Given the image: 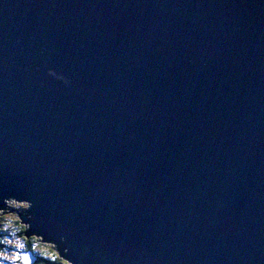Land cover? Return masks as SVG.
<instances>
[{
  "label": "water",
  "instance_id": "1",
  "mask_svg": "<svg viewBox=\"0 0 264 264\" xmlns=\"http://www.w3.org/2000/svg\"><path fill=\"white\" fill-rule=\"evenodd\" d=\"M6 208L71 264H264V0H0Z\"/></svg>",
  "mask_w": 264,
  "mask_h": 264
},
{
  "label": "rangeland",
  "instance_id": "2",
  "mask_svg": "<svg viewBox=\"0 0 264 264\" xmlns=\"http://www.w3.org/2000/svg\"><path fill=\"white\" fill-rule=\"evenodd\" d=\"M5 203L7 206L19 211H26L27 208H29V203L16 201L13 199L5 200ZM13 209L6 208L4 210H0V233L3 232L5 236L4 241L2 242L3 245L0 249V264H22L20 262V258H21L20 253L22 251H26L27 249H29L27 248V243H26L27 237H24L25 233L23 232V234L18 235L19 229H17L15 223H12L13 220L12 221L11 219L8 220V217L10 216H14L15 219L18 220V216H17L18 212ZM5 211L6 213H4ZM21 226H23L25 229L27 227L28 229V226L26 224H22V221H21ZM7 233L9 234L8 239H6ZM30 238L28 239L30 240V249L32 250V252L35 253V255L43 253V257L45 258H50V259L54 258L53 256V253H55L54 249L52 252V247L54 248V244L49 242H42L43 240L41 237H37L36 240ZM57 258L58 259H56V261L53 264L55 263L59 264V261L61 263V260H64V258L61 257V254H58ZM64 261L66 262V264H71L66 260Z\"/></svg>",
  "mask_w": 264,
  "mask_h": 264
},
{
  "label": "trees",
  "instance_id": "3",
  "mask_svg": "<svg viewBox=\"0 0 264 264\" xmlns=\"http://www.w3.org/2000/svg\"><path fill=\"white\" fill-rule=\"evenodd\" d=\"M10 219H11V221L13 220L12 223H15V225L17 226V229H19V234L18 235L23 234L25 228L23 226H21V221L19 220V218L17 220V219H15L14 216H10V217H8V220H10ZM8 237H9V234L7 233L6 239H8ZM4 238H5V236H4L3 232H1L0 233V249H1L2 245H3L2 242L4 241ZM28 239L26 240V243H27V248L30 249V240H28ZM30 239H35L36 240L37 238L35 236H33ZM61 263L66 264V262H62V261H61Z\"/></svg>",
  "mask_w": 264,
  "mask_h": 264
},
{
  "label": "flooded vegetation",
  "instance_id": "4",
  "mask_svg": "<svg viewBox=\"0 0 264 264\" xmlns=\"http://www.w3.org/2000/svg\"><path fill=\"white\" fill-rule=\"evenodd\" d=\"M52 252H53V250H52ZM53 256H54L53 259L45 258V257H41V256H40L41 260H39V261L37 262V264H53V263L56 261V259H57L55 253H53ZM59 263H60V261H59Z\"/></svg>",
  "mask_w": 264,
  "mask_h": 264
},
{
  "label": "clouds",
  "instance_id": "5",
  "mask_svg": "<svg viewBox=\"0 0 264 264\" xmlns=\"http://www.w3.org/2000/svg\"><path fill=\"white\" fill-rule=\"evenodd\" d=\"M37 238V237H36ZM26 239H28V238H26ZM54 248L52 247V250H53ZM27 250H31V249H27ZM54 251H55V254L57 255V257H58V253H57V251L54 249ZM41 255V257H43V253H41L40 254ZM62 262H65L64 260H61ZM59 264H63V263H59Z\"/></svg>",
  "mask_w": 264,
  "mask_h": 264
},
{
  "label": "bare ground",
  "instance_id": "6",
  "mask_svg": "<svg viewBox=\"0 0 264 264\" xmlns=\"http://www.w3.org/2000/svg\"><path fill=\"white\" fill-rule=\"evenodd\" d=\"M10 227H11V226H10ZM26 229H27V227H26ZM26 229H25V230H26ZM24 233H25V231H24ZM24 236H25V234H24ZM55 264H56V263H55Z\"/></svg>",
  "mask_w": 264,
  "mask_h": 264
}]
</instances>
